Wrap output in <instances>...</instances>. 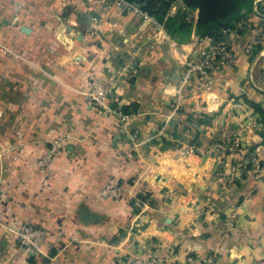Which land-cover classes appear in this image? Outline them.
Returning <instances> with one entry per match:
<instances>
[{"label": "crops", "instance_id": "obj_1", "mask_svg": "<svg viewBox=\"0 0 264 264\" xmlns=\"http://www.w3.org/2000/svg\"><path fill=\"white\" fill-rule=\"evenodd\" d=\"M82 5L0 0V264L150 254L156 264L263 263L264 124L253 119L264 110V40L247 54V30L222 34L236 56L219 62L209 99L195 78L182 83L212 41L196 32L198 10L174 0L162 22L151 14L157 26L98 0ZM169 18L188 31L170 33ZM244 20L264 31V0ZM141 44L132 77L119 76ZM91 70L109 87V107L128 113L103 116L87 103ZM50 142L58 153L44 176L35 160ZM110 181L133 195L100 197ZM22 225L43 232L36 256L16 243Z\"/></svg>", "mask_w": 264, "mask_h": 264}, {"label": "built area", "instance_id": "obj_2", "mask_svg": "<svg viewBox=\"0 0 264 264\" xmlns=\"http://www.w3.org/2000/svg\"><path fill=\"white\" fill-rule=\"evenodd\" d=\"M103 3L108 11L115 12L116 14H133L142 18L144 21H151L157 26H161L156 19L151 16L148 9V0H98ZM157 5L161 2H170L174 0H153ZM254 11L257 13V7L254 6ZM89 21L94 24L89 25L93 30H96L97 18L91 17ZM114 26V25H113ZM100 29V27H99ZM92 30V31H93ZM242 30H247L250 33V38L242 46V50L249 54L251 53L254 45L257 41L264 40V31L258 29L252 25L248 20L238 21L233 28L222 30L221 35H217L211 38V43L207 47L206 52L201 54L197 59H192L188 62L187 69L183 75L182 83L185 84L187 80L191 77L195 78L197 82V88L199 91L204 92L209 99H213V87L216 82V74L219 70V62H229L233 60L236 56L235 50L228 48V46L222 41V34L233 33L234 36H239ZM144 46L132 45L130 51L126 52L124 56V64L119 68V76H124L126 78H131L134 74L135 67L138 66L139 54L143 51ZM83 95L85 96L87 103L96 108L102 113L103 116H108L109 114H115L117 116H123L122 112L116 108L113 109L109 107L108 95L109 87L107 86L105 80L100 76L96 70H91L88 72L87 76L83 81ZM179 90L177 94L179 95ZM253 123L257 124V120L253 119ZM58 152V145L52 143L51 147L46 150V152L41 156L39 161L36 163L39 168H47L50 166L53 158ZM258 168L259 163H256ZM247 162H241L242 167H246ZM127 195H133V192L128 187L119 185L113 181L108 182L99 191V196L103 198H114L120 199ZM235 219V214L233 213L232 219L229 220L230 225ZM43 238V232L41 229L31 226L22 225L15 231V239L17 240L19 246L27 252H40V244ZM157 258L154 255H137L130 257L129 259L123 260L118 264H156ZM261 264H264L261 263Z\"/></svg>", "mask_w": 264, "mask_h": 264}, {"label": "trees", "instance_id": "obj_3", "mask_svg": "<svg viewBox=\"0 0 264 264\" xmlns=\"http://www.w3.org/2000/svg\"><path fill=\"white\" fill-rule=\"evenodd\" d=\"M190 9L198 10L196 22V32L202 37H214L221 35L222 30L233 28L240 21L242 11L252 7L256 0H182ZM149 13L159 21H163L170 7V2L156 4L153 0H148ZM168 30L176 29L188 31V27L182 21L175 22L172 18L167 21ZM129 107H121L123 113H128ZM262 119L260 124H264V110L256 107ZM251 163L247 167H251Z\"/></svg>", "mask_w": 264, "mask_h": 264}, {"label": "rangeland", "instance_id": "obj_4", "mask_svg": "<svg viewBox=\"0 0 264 264\" xmlns=\"http://www.w3.org/2000/svg\"><path fill=\"white\" fill-rule=\"evenodd\" d=\"M73 1L74 0H69V3L70 2H72L73 3ZM82 3H83V0H80V6L82 5ZM83 6V5H82ZM258 124H257V126L259 127L260 126V122L258 121L257 122ZM262 125V124H261ZM261 127V126H260ZM259 127V128H260ZM261 130V129H260ZM259 130V131H260ZM51 145H52V142H50L49 143V145L47 146V149L48 148H50L51 147ZM58 153V152H57ZM41 157H39L37 160H35V165H36V163L39 161V159H40ZM36 168L44 175V176H46L45 174H47V172H49V168L47 167V168H44V169H42V168H39V166H37L36 165ZM16 243H17V245H18V247L20 248V246H19V244H18V242H17V240H16ZM27 252V251H26ZM27 253H29L31 256H36V252H27Z\"/></svg>", "mask_w": 264, "mask_h": 264}, {"label": "water", "instance_id": "obj_5", "mask_svg": "<svg viewBox=\"0 0 264 264\" xmlns=\"http://www.w3.org/2000/svg\"><path fill=\"white\" fill-rule=\"evenodd\" d=\"M87 19L89 20V17H87Z\"/></svg>", "mask_w": 264, "mask_h": 264}]
</instances>
